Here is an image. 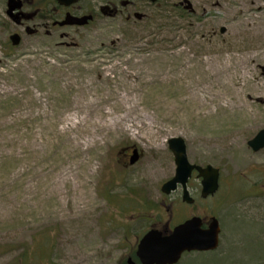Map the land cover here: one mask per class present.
<instances>
[{
	"label": "rangeland",
	"instance_id": "rangeland-1",
	"mask_svg": "<svg viewBox=\"0 0 264 264\" xmlns=\"http://www.w3.org/2000/svg\"><path fill=\"white\" fill-rule=\"evenodd\" d=\"M254 1L142 3L141 20L108 14L0 52V264H117L122 218L134 205L157 209L175 176L173 138L190 163L219 168L220 191L237 200L225 223L233 259H264V149L248 146L264 130V9ZM134 148L140 161L124 165Z\"/></svg>",
	"mask_w": 264,
	"mask_h": 264
},
{
	"label": "flooded vegetation",
	"instance_id": "flooded-vegetation-1",
	"mask_svg": "<svg viewBox=\"0 0 264 264\" xmlns=\"http://www.w3.org/2000/svg\"><path fill=\"white\" fill-rule=\"evenodd\" d=\"M115 2L116 5H108L106 0H76L69 4H61L58 0H0V52L7 54L17 49L28 39H36L41 36L53 38L59 34L60 30H81L95 26L97 23L104 24L108 14L114 17H125L126 22L129 23L132 19L131 13L137 19L136 14L140 11L142 3L151 6L157 5V3L152 4L149 0H115ZM69 16L74 18L92 17V20L84 26H62ZM15 36L19 38L18 46L13 44L12 38ZM132 155L129 161L123 163L124 165L134 166L140 161L139 159L137 163L132 164ZM128 156L124 154V157ZM198 175L199 173L195 170L187 183L189 201H185L186 194L182 185H179L177 190L171 194L162 192V187L168 180L161 187L162 202L158 204L159 206L156 205L157 209L150 210L151 207H148V203L144 207L139 204L131 208L134 213L124 216L122 223L118 225L120 230L118 242L121 254L117 264H144L139 256V250L141 243L148 235L155 233L153 237L160 234L161 238H168L174 234L177 227L193 219L200 220V228L204 231H207L214 223L217 225L219 229L218 245L213 250L206 252L186 251L176 264H183V261L192 255L202 254L215 255L221 264H264V259L253 262L233 259L230 254L231 245H229L225 223L228 219H234L233 206L234 201L237 200H234L231 193L220 191V188L207 198L203 196L202 188L196 191L191 190L192 181L201 183ZM262 190L264 191V185L260 192ZM171 196L175 197L171 198Z\"/></svg>",
	"mask_w": 264,
	"mask_h": 264
},
{
	"label": "water",
	"instance_id": "water-1",
	"mask_svg": "<svg viewBox=\"0 0 264 264\" xmlns=\"http://www.w3.org/2000/svg\"><path fill=\"white\" fill-rule=\"evenodd\" d=\"M61 4H69L76 0H58ZM156 3L158 0H150ZM190 6V5H189ZM139 20L143 19L142 15H137ZM92 20V17L68 19L62 23V26L76 25L84 26ZM225 32V29L222 30ZM14 45H19L17 36L12 38ZM249 147L254 152H259L264 149V130L248 143ZM169 148L175 157L177 166L175 177L165 183L162 187V192L171 194L176 191L179 185L185 189V201H189L187 183L192 177L193 172L198 171V177L202 179V192L205 198L215 194L219 190L220 170L211 165L206 167L192 165L187 154V146L182 138H173L169 141ZM140 154L137 149L133 151L131 163L135 164L139 161ZM201 222L199 219L190 220L183 225H180L174 231V234L168 238H161L160 234L153 237V234L148 235L140 245L139 256L144 264H176L184 252H206L213 250L218 245L219 229L214 223L207 231L200 228Z\"/></svg>",
	"mask_w": 264,
	"mask_h": 264
},
{
	"label": "bare ground",
	"instance_id": "bare-ground-1",
	"mask_svg": "<svg viewBox=\"0 0 264 264\" xmlns=\"http://www.w3.org/2000/svg\"><path fill=\"white\" fill-rule=\"evenodd\" d=\"M253 5H255L254 7L257 9H264V4L262 3V0H255L254 1V3H253ZM262 58L260 57V55H255V56H252V57H248L247 59H245V60H242L241 62H243V63H256L257 61H259V60H261ZM230 67H228V66H225V67H223L220 71H218V74H217V77H218V79H219V81L220 82H222V79H223V76L225 75V74H229V72H230ZM251 88H252V90H254L255 92H257V86H253V85H251L250 86ZM242 95V93H238V91L236 90V91H232L231 93H230V95H232V101L233 102H235V104H240V103H243V100H242V98H241V95ZM243 105V104H242ZM248 105L247 104H245V105H243L242 107H243V109L245 108V107H247ZM243 117H244V113H243ZM252 128V125L251 126H248V127H244L243 128V130L242 131H244V132H248L250 129ZM237 132V131H236ZM240 132V131H239ZM234 133L232 132V133H230V135L232 136ZM236 135V134H235ZM235 143H238V142H235Z\"/></svg>",
	"mask_w": 264,
	"mask_h": 264
}]
</instances>
